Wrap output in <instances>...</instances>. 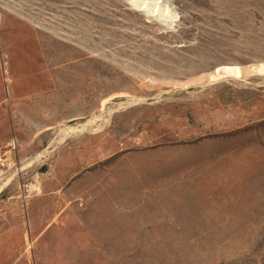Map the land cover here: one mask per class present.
Wrapping results in <instances>:
<instances>
[{"label": "rangeland", "instance_id": "obj_1", "mask_svg": "<svg viewBox=\"0 0 264 264\" xmlns=\"http://www.w3.org/2000/svg\"><path fill=\"white\" fill-rule=\"evenodd\" d=\"M0 148V264H264V0H0Z\"/></svg>", "mask_w": 264, "mask_h": 264}, {"label": "bare ground", "instance_id": "obj_2", "mask_svg": "<svg viewBox=\"0 0 264 264\" xmlns=\"http://www.w3.org/2000/svg\"><path fill=\"white\" fill-rule=\"evenodd\" d=\"M134 2L136 3L137 0H134ZM140 3V2H139ZM154 3V2H153ZM152 2H147V3H144V8L150 12L153 11V8L155 7V5H153ZM262 66H260L258 68V71L261 72L262 71ZM218 70V69H217ZM253 70V69H252ZM251 70V71H252ZM258 73V72H257ZM240 74V71L238 68H223L222 70H218L217 71V75L218 77H221V76H238ZM217 79V78H216ZM220 79V78H219Z\"/></svg>", "mask_w": 264, "mask_h": 264}, {"label": "built area", "instance_id": "obj_3", "mask_svg": "<svg viewBox=\"0 0 264 264\" xmlns=\"http://www.w3.org/2000/svg\"><path fill=\"white\" fill-rule=\"evenodd\" d=\"M15 163L6 155L0 148V179H2L7 173L14 170Z\"/></svg>", "mask_w": 264, "mask_h": 264}, {"label": "crops", "instance_id": "obj_4", "mask_svg": "<svg viewBox=\"0 0 264 264\" xmlns=\"http://www.w3.org/2000/svg\"><path fill=\"white\" fill-rule=\"evenodd\" d=\"M1 182H2V180H1ZM5 186H6V184H5ZM5 186H3V187L1 186V187H0V194L5 190V189H4Z\"/></svg>", "mask_w": 264, "mask_h": 264}]
</instances>
